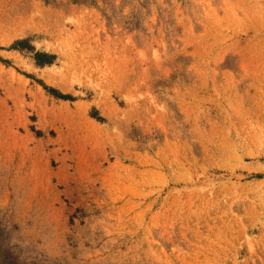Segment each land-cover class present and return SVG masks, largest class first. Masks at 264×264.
Here are the masks:
<instances>
[{
  "label": "rangeland",
  "instance_id": "obj_1",
  "mask_svg": "<svg viewBox=\"0 0 264 264\" xmlns=\"http://www.w3.org/2000/svg\"><path fill=\"white\" fill-rule=\"evenodd\" d=\"M75 2L0 0V262L264 264V0Z\"/></svg>",
  "mask_w": 264,
  "mask_h": 264
},
{
  "label": "trees",
  "instance_id": "obj_2",
  "mask_svg": "<svg viewBox=\"0 0 264 264\" xmlns=\"http://www.w3.org/2000/svg\"><path fill=\"white\" fill-rule=\"evenodd\" d=\"M73 1H77L78 3H83L85 1H90V2H93L94 3V0H73ZM77 2H75V3H77ZM9 49L10 50H15V51H18V52H21V53L30 54L31 58L34 61V64L37 67H40V68L45 67V66H50L56 60V56L53 55V54H49V53H46V52L36 51L35 48L30 44V40L29 39H22V40H18L16 42H14L9 47ZM43 87H44V89L48 93H50V94H52V95H54V96H56V97H58L60 99H63V100H72V97L71 96L63 95L61 93H58L54 89L48 88L46 86H43ZM256 177H260V176H256ZM0 264H4V263L0 262Z\"/></svg>",
  "mask_w": 264,
  "mask_h": 264
}]
</instances>
